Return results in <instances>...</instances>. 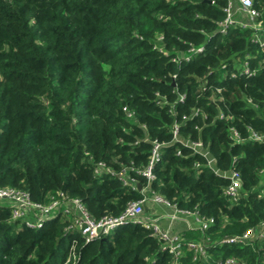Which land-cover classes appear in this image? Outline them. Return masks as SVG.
<instances>
[{"label":"trees","instance_id":"obj_1","mask_svg":"<svg viewBox=\"0 0 264 264\" xmlns=\"http://www.w3.org/2000/svg\"><path fill=\"white\" fill-rule=\"evenodd\" d=\"M15 2L0 0V187L42 203L66 193L96 219L114 216L143 194L117 176L95 175L94 163L141 166L155 139L162 145L152 190L212 218L204 231L172 223L170 234L209 241L205 264L231 255L237 264L263 263L258 241L215 244L264 222V141L233 144L228 132L264 131V46L249 27L219 31L227 0ZM252 3L264 19V0ZM245 59L254 74L241 72ZM196 140L221 175L239 172L236 203L222 194L227 178L184 144ZM71 219L61 213L32 228L0 205V264H63L75 243L69 264H172L164 240L140 224L86 239ZM179 264H196L192 250L182 249Z\"/></svg>","mask_w":264,"mask_h":264},{"label":"built area","instance_id":"obj_2","mask_svg":"<svg viewBox=\"0 0 264 264\" xmlns=\"http://www.w3.org/2000/svg\"><path fill=\"white\" fill-rule=\"evenodd\" d=\"M225 13L224 17L219 21V31L221 33L226 32L229 26H240L249 27L253 31L252 39L256 41L259 45L264 46V19L259 15L258 10L253 6L252 0H227L226 5L223 7ZM235 14H240L239 17H235ZM159 38H162L161 36ZM190 50L201 51L202 46L191 47ZM185 60L190 58L189 55H185ZM264 65V57L258 60V66ZM242 73L245 75H252L256 72L257 67L251 68L249 62L245 59L242 63ZM220 89L217 88V91ZM123 110L126 116H131L132 111L127 107L123 106ZM198 110V109H196ZM197 111H194V114ZM219 116L221 118H229L230 115H225L220 112ZM248 133L246 136H241L238 129L234 126H228V132L231 142L242 143L249 141L252 143L264 141V131H257L251 127H247ZM177 128L174 127V137ZM176 138V137H175ZM192 153L198 152L205 162L204 164L211 168V171L218 176H224L227 178V183L222 187L223 196L232 203H236L241 197L242 193V182L240 174L237 170H231L227 175L219 172L218 168L212 166L213 158L208 156V152L202 150L203 144L201 141H191L185 142ZM161 145L162 143L157 140H152L149 156L146 163L141 166L131 165L129 168L121 166L118 169H114L107 165L103 161L99 160L94 163L93 172L95 175H101L108 173L110 175L117 176L119 180L124 185H131V188L137 190V183H140L136 178L130 176V171H135L140 177L144 179V183H140V191L143 196L138 200L128 201L124 209L117 215L114 216H102L98 219L88 213L84 204L77 197H72L75 220L78 223L73 226L74 218L71 220L69 225L70 229L79 232L86 239L92 238L94 235H105L117 226L137 223L148 229H151L152 235L158 236L164 240L163 249H167L172 255V264H179V259L181 256L182 249L184 247L192 250L193 255L196 258V264H205V254L206 243L209 241L202 239L200 243L192 240H184L179 235L170 234V225L174 222L181 220L180 214H189L193 217L195 224L198 225L199 229L204 231L207 229L209 224L212 222L210 217H200L193 211L187 209L179 208L175 203H171L165 197H163L158 192L152 190L150 187L151 181L154 179L153 169L159 162L161 157ZM176 154H180V151H176ZM235 159V158H234ZM196 167L200 166V163L195 164ZM264 174V168L260 171ZM61 193V192H60ZM59 193V194H60ZM58 194V197H59ZM262 194L264 195V189ZM57 197V198H58ZM56 197H50L49 201L46 203L37 202L30 198L28 192L23 189H19L12 186L0 187V200H6L11 202L8 206L11 207V216L13 219H19L24 223V225L32 228H41L47 222L52 221V219L61 214H70V209L60 208L56 209L57 201ZM159 202L169 207L173 212L167 214L165 218L168 219L167 227H162L159 223L163 218L162 215L154 213L152 203ZM145 203H150L147 206L149 209L146 211L144 208ZM56 210H55V209ZM34 214V218L30 220L28 218L29 214ZM254 241L264 244V222H260L258 226H250L244 231L235 234L224 235L215 241V244H241L246 245ZM263 253V263H264V251ZM216 264H235L234 257L230 256L225 259L217 261Z\"/></svg>","mask_w":264,"mask_h":264},{"label":"rangeland","instance_id":"obj_3","mask_svg":"<svg viewBox=\"0 0 264 264\" xmlns=\"http://www.w3.org/2000/svg\"><path fill=\"white\" fill-rule=\"evenodd\" d=\"M11 1H13L14 2V0H11ZM16 2L13 4V5H17V7H19V9H22L23 8V6H22V3H21V0H15ZM19 15H24V14H19ZM136 165V164H135ZM17 188V187H16ZM20 189V188H19ZM59 201H57L58 203H57V205H56V209H60V208H69L70 209V215H71V217H72V219L71 220H73V218H74V222H73V226L74 225H76V227H77V225H78V223L76 222V216L73 214L74 212V209H73V202H72V200H71V197L68 195V194H66V193H60L59 194V197L57 198ZM9 199H6V200H0V205H9V204H11V202L10 201H8ZM150 206L151 204L150 203H145L144 204V208H145V210H148L149 209V207H147V206ZM152 207H153V212L154 213H156V214H158V215H162V214H171L173 211L169 208V207H167V206H165V205H163V204H161V203H159V202H155V203H152ZM54 208V209H55ZM55 209V210H56ZM187 216H189L190 217V220L192 221V225H194L195 223L193 222V219H192V217L190 216V215H187ZM180 217H183L182 216V214H180ZM28 218L30 219V220H32L33 218H34V214H29V216H28ZM165 221V219L163 218V219H161L160 220V224H161V226L163 227V225L162 224H164L163 222ZM191 225V226H192ZM75 227V226H74ZM94 237H101V235H94L92 238H94ZM183 239H184V237H182ZM185 240V239H184ZM189 240H192V241H196V242H198V243H200L201 241H202V236L201 235H199L198 236V239H196V240H194V239H189ZM76 247H77V244L75 243V244H73V246L71 247L72 248V250H71V252L67 255V257H66V260L64 261V263L63 264H69V263H71V261H73V259H75V256H76ZM232 257H234V259H235V264H237L238 262H237V258L235 257V256H233V255H231ZM207 257H208V255L207 254H205V257H204V259H205V262H206V260H207ZM193 261H195L196 262V258H195V256L193 255ZM237 262V263H236ZM243 264H245V262L243 263ZM261 264H264V263H261Z\"/></svg>","mask_w":264,"mask_h":264},{"label":"crops","instance_id":"obj_4","mask_svg":"<svg viewBox=\"0 0 264 264\" xmlns=\"http://www.w3.org/2000/svg\"><path fill=\"white\" fill-rule=\"evenodd\" d=\"M161 204H162V203H161ZM163 205H164V204H163ZM166 215H167V214H162L163 218L165 219V221L163 222L164 224H162L164 228L167 227V224H168V219L165 218ZM187 215H189V214H184V215H182L183 217H181V220H182L183 222H185V223L187 224L188 227H191V225H192V221L190 220V217L187 216ZM190 216H191V215H190ZM191 217H192V216H191ZM163 218H162V219H163ZM192 219H193V217H192ZM174 223H178V222H174ZM171 225H172V224H171ZM171 225H170V226H171Z\"/></svg>","mask_w":264,"mask_h":264},{"label":"water","instance_id":"obj_5","mask_svg":"<svg viewBox=\"0 0 264 264\" xmlns=\"http://www.w3.org/2000/svg\"><path fill=\"white\" fill-rule=\"evenodd\" d=\"M136 187H137V190H140V188H141L140 183H137Z\"/></svg>","mask_w":264,"mask_h":264}]
</instances>
